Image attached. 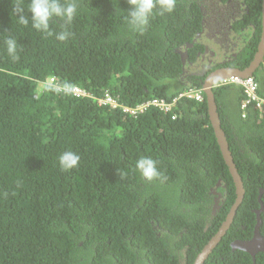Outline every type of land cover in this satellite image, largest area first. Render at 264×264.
I'll use <instances>...</instances> for the list:
<instances>
[{
  "label": "trees",
  "instance_id": "trees-1",
  "mask_svg": "<svg viewBox=\"0 0 264 264\" xmlns=\"http://www.w3.org/2000/svg\"><path fill=\"white\" fill-rule=\"evenodd\" d=\"M20 2L0 0V264H97V255L88 248L100 253L98 264H148L132 258L133 250H148L157 264H177L172 253L187 244L197 249L196 233H204L206 205L212 202L209 187L221 178L227 189L211 234L235 198L207 103L182 98L171 119L156 110L132 117L120 106L97 104L95 98L107 91L120 103L133 105L183 88L174 47L191 41L199 29L183 12L188 1L177 0L163 15L162 8L153 9L144 31L133 33L124 19L129 0H75L71 24L59 18L50 22L53 33H58L55 27L74 22L84 28L82 39L65 41L37 32L31 21L20 24L13 14ZM28 2L22 0V6L30 16ZM246 20L255 32L243 48L239 68L247 66L256 50L260 0H251ZM8 37L17 40L15 61L6 51ZM261 67L254 78L264 96ZM50 76L58 82L57 91L52 90L55 85L38 86ZM72 86L84 93L76 95ZM242 87L217 84L213 92L244 185L231 226L250 235L255 223L250 209L258 207V189L264 188V107L252 103L241 118ZM65 152L80 157L77 166H61ZM141 156L156 162L158 174L151 179L136 168ZM261 199L264 203V192ZM240 254L251 264L248 253ZM256 263L264 264L263 252Z\"/></svg>",
  "mask_w": 264,
  "mask_h": 264
},
{
  "label": "clouds",
  "instance_id": "clouds-1",
  "mask_svg": "<svg viewBox=\"0 0 264 264\" xmlns=\"http://www.w3.org/2000/svg\"><path fill=\"white\" fill-rule=\"evenodd\" d=\"M176 3H177V0H157L156 2H155V0H129L130 8L126 12L127 13L126 16L124 17V19L126 21V25H127L128 29L133 33L143 32L146 25L148 24L149 17L152 14L153 9L157 10L158 8H162L163 11L161 12V15H163L164 12H171L174 9ZM77 7L78 6H77V3L75 2V0H29V2L27 4V12L30 16H28V15L24 14L25 8L22 6V0H21L20 3H17L13 6V14H15L17 16L18 22L20 24L27 26L29 24V21H31V27L34 30H36L37 32L44 33L47 36L55 35L57 40L65 41L71 37H76V38L82 39L84 28L81 25H79L78 23L74 22L72 25L68 26L67 28L64 25L61 26L62 28H60V27L56 28L55 27L54 29H57L58 33H55V32L53 33V31L50 28V22L52 20H59L60 19V20H63L65 22V25L71 24L74 16L77 14ZM260 19H261V0H260ZM252 25L254 26L253 23H252ZM254 32H255V26H254ZM197 33L198 32L195 33V35L191 39V41L185 42L184 45H182V46L174 47V51L176 53H178V55H180V61H181V65H182V71H181L180 75L177 76V79L181 83L184 84L183 88L181 90H179L177 93H175L174 95L169 96V97L151 96V97H147L145 99H142L141 101L137 102L136 104L130 105V104H125V103H120L111 93L108 92L110 95H112L117 100V102L119 103L120 109L123 111L124 114L132 116V117H137L139 115L145 114L148 111L156 110V111L162 112L163 114L169 115L171 119H175L176 115H177L176 111L180 106V103H179L180 99L185 98V99L192 100V98H195L199 94V90L203 89V82L205 81L206 77L211 72L218 69L221 65L215 66L212 63L197 62L196 58H195V60H193L194 59L193 54L197 50H200L202 46L204 48L206 47V45H204V44L203 45H199L196 43L193 44V39L195 38ZM194 40H196V38ZM189 44H191V45H189ZM5 45H6L7 54L13 59V61L19 59V56L17 54V40L13 37H8L5 39ZM82 46H84V45H82ZM189 50L192 51L191 52L192 58L188 54ZM242 51H243V49H242ZM180 52H186L187 53V58L185 59L184 63H182V60H181L182 54ZM262 64H264V62ZM185 67L188 69V71H189L188 73H186L184 71ZM260 68L262 69V67H260ZM260 68L257 70H261ZM241 69H243V68H241ZM254 75H255V73L253 74V76H249V77H253V79L255 80ZM249 77L233 76V77H229L227 79L221 80L219 82H220V86L229 85V84L237 83V82L231 81L234 78H239L241 80H244V79L249 78ZM193 79H197L201 83L199 85H193V84H191V81ZM37 83H38V86H43L45 84L55 85V86H53L52 90H54V91L58 90V88H56V85L58 82L54 79L53 76L47 77L45 80L38 81ZM256 83H257V87H258L256 90V94H257L256 96L258 97V100H250V103H258L259 101L263 100L261 102L264 104V96L259 94V92H258L259 84L257 81H256ZM64 87H65V89H67L70 86L65 85ZM214 87H216V86L213 85L212 88H214ZM105 92H107V91H105ZM105 92H103L100 96H103ZM241 92L245 95V93L243 91V87L241 88ZM100 96H97V97H100ZM261 96H262V99L260 100ZM96 98H95V101H96ZM203 99H205V101H206V98H203ZM154 100H157L159 102H163V106L153 104L152 102ZM96 103H97V101H96ZM99 105H102V104H99ZM240 116H241V118H246L247 115L246 116L240 115ZM79 159H80V157L77 154H75L73 152H65L60 157V163H61V166L63 168L68 169V168H72V167L77 166ZM126 165H127V162H126ZM135 165H136V168L140 171V173L146 179L147 178L151 179L158 174L157 168H156V162L150 156H141V157L137 158ZM128 166H130V167L132 166L131 160L128 163ZM242 183H243V181H242ZM213 188H214V190H221L223 193V196L225 195V199H226V195H227L226 183L223 180H221V178H219L217 180V182L214 184ZM243 188H244V185H243ZM234 191H235V186H234ZM263 192H264V188L260 187L258 189V195H257L258 207H257V209L252 210V212L254 213V218H255V223H254V226L252 229V233L250 235H248V233L244 234L241 241L249 240L252 237L254 229H255V224L257 223V217L258 216L260 218V223H261L258 233L260 236L264 237V210H263L264 209V203L261 200ZM235 197H236V195H235ZM243 197H244V195H243ZM225 199H224V201H225ZM234 200H235V198H234ZM212 201H213V199H212ZM242 201H243V199H242ZM242 201H241V203H242ZM221 202H223V201H221ZM232 203L229 206V209L225 215V218L223 219V222L226 220V216L229 213V210L232 206ZM238 207H237L236 212L233 216V219L237 213ZM183 211H185V210H183ZM233 219H232V221H233ZM152 223H153V221H152ZM153 227L158 228V225L156 223H154ZM159 229H161V228H159ZM216 233H217V231H216ZM157 234H160V232H157ZM246 235H248V237H246ZM88 249L91 250L93 253H95V255H97V264H98V261L100 259V253L97 250H94L91 248H88ZM238 250H241V249L238 248ZM242 251H244V250H242ZM133 252L135 254V257H132V258L137 259V260L148 261V264H157L151 258L150 254L148 253V250H145V251L133 250ZM245 252L248 253L250 260H251V264H252L253 263V257L250 255L249 252H247V251H245ZM259 252L264 253V250H258L254 254L255 264H257L256 263V255ZM197 253H198V257H199V255H200L199 251L197 249L193 248L192 244L184 245L183 247L178 248L177 250H175L172 253L173 254V262H177V264H195V262L198 259V257L195 258V255ZM124 262L129 263L127 261V259H124ZM202 264H211V262L207 261V263L203 262Z\"/></svg>",
  "mask_w": 264,
  "mask_h": 264
},
{
  "label": "flooded vegetation",
  "instance_id": "flooded-vegetation-1",
  "mask_svg": "<svg viewBox=\"0 0 264 264\" xmlns=\"http://www.w3.org/2000/svg\"><path fill=\"white\" fill-rule=\"evenodd\" d=\"M180 1H188V5L183 12L187 18L193 19L199 27L196 31L198 32L195 36L196 40H194L195 38L193 39V44L206 45L205 48L202 46L200 50H197L193 54V60L196 58L197 62L212 63L215 66L221 65L220 67L230 66L238 68L240 65L239 60L242 57V53L240 54V52L250 43L254 35V26L246 20L250 14L251 0ZM231 45L236 46L235 51L232 50ZM184 71L186 73L189 72L186 67ZM213 186L209 187L208 191L213 201L206 205L210 210L203 223L204 233H196L198 239L194 242L200 254L205 252L206 245L223 224L222 221L219 227L213 229L214 231L211 234V221L221 210L225 199L222 191L214 190ZM253 209H257V207H253L250 210L252 211ZM247 214L248 212L245 210L242 212L243 216ZM231 225L232 222L226 228L225 233L221 236L217 245L211 251L205 253L203 262L207 263V261H211V264L217 261H220V264L248 263V258L243 257L240 254L242 251L239 252L238 250L239 242L246 232L238 231L237 228H233ZM192 226L188 225L187 228L193 230ZM240 228L244 229V226L241 225ZM227 237L233 238L228 241ZM227 246H230V251L227 250ZM197 257L198 253L195 255V258ZM235 260H238V262Z\"/></svg>",
  "mask_w": 264,
  "mask_h": 264
},
{
  "label": "water",
  "instance_id": "water-1",
  "mask_svg": "<svg viewBox=\"0 0 264 264\" xmlns=\"http://www.w3.org/2000/svg\"><path fill=\"white\" fill-rule=\"evenodd\" d=\"M180 53L182 54V58H181L182 63H184L185 59L187 58V53L186 52H180ZM263 62H264V0H261L260 34H259V40L256 46V50L253 54L252 59L243 69L230 67V66L219 67L215 71L211 72L203 82V91L206 94L205 96L207 101L208 118L213 128L216 142L219 147V151L221 153L223 161L227 166L231 179L234 183L236 197L234 202L232 203L229 213L226 216V220L223 222L222 226L218 228L217 233L210 239V241L206 245L205 252L199 255L195 264H202L205 253L211 251L214 248V246L218 243L221 236L225 233L226 228L229 226L230 222L232 221L236 209L240 205L244 195L242 178L238 173L236 164L232 156V152L229 148L226 134L221 126L220 116L217 111V105H216L214 93L212 92V86L216 81H221L233 76H240V77L253 76L255 71L261 67V64ZM260 224H261L260 218L258 216L252 237L249 240L240 241L238 245L239 249L249 252L250 255L253 257L252 264H255L254 254L258 250H264V237L260 236L258 233Z\"/></svg>",
  "mask_w": 264,
  "mask_h": 264
},
{
  "label": "built area",
  "instance_id": "built-area-1",
  "mask_svg": "<svg viewBox=\"0 0 264 264\" xmlns=\"http://www.w3.org/2000/svg\"><path fill=\"white\" fill-rule=\"evenodd\" d=\"M231 81L243 84V91L246 95L247 103H250V100H258V97L256 96L257 95L256 90L258 87H257V83L253 79V77H249V78H246L244 80H241L239 78H234ZM72 91L76 95H82L84 93L77 86H73ZM96 101L98 104H102V105L107 104L113 108L119 106V103L117 102V100L112 95H110L108 92H105L103 96L97 97ZM261 101H263V100H261ZM152 103L156 104V105L163 106V102H159L157 100H154Z\"/></svg>",
  "mask_w": 264,
  "mask_h": 264
},
{
  "label": "bare ground",
  "instance_id": "bare-ground-1",
  "mask_svg": "<svg viewBox=\"0 0 264 264\" xmlns=\"http://www.w3.org/2000/svg\"><path fill=\"white\" fill-rule=\"evenodd\" d=\"M209 1V0H208ZM224 1V0H223ZM222 1V2H223ZM243 1V0H242ZM227 4V3H226ZM188 5V4H187ZM243 6V5H242ZM239 27V26H238ZM243 33V32H242ZM251 33V32H250ZM248 35V34H247ZM242 36H244V35H242ZM246 38V37H245ZM246 42V41H245ZM217 84H220V82L219 81H216L215 83H214V86H216ZM238 84H241V83H238ZM242 86H243V84H241ZM212 92H213V88H212ZM214 93V92H213ZM206 95L205 94V92L203 91V89L202 90H199V94L195 97L197 100H203V98H204V96ZM205 98H206V96H205ZM262 99V97L260 98V100ZM206 103H207V101H206ZM250 104H252V103H247V99H246V95H245V98L243 99V101H242V103H241V106H240V109H241V115L242 116H246L247 115V109H248V107H249V105ZM253 104H255L256 105V107L257 108H263L264 107V104L261 102V101H259L258 103H253ZM216 105H217V111H218V104H217V102H216ZM218 114H219V112H218ZM220 116V115H219ZM220 122H221V119H220ZM262 200V199H261ZM232 223H233V221H232ZM216 246V245H215ZM214 246V247H215Z\"/></svg>",
  "mask_w": 264,
  "mask_h": 264
},
{
  "label": "rangeland",
  "instance_id": "rangeland-1",
  "mask_svg": "<svg viewBox=\"0 0 264 264\" xmlns=\"http://www.w3.org/2000/svg\"><path fill=\"white\" fill-rule=\"evenodd\" d=\"M235 47H236V46L231 45V48H232L233 51H235ZM241 53H242V51L240 52V54H241ZM239 56H240V55H239ZM230 126L233 128V125H232L231 123H230ZM167 190H169V191H173L171 187H168Z\"/></svg>",
  "mask_w": 264,
  "mask_h": 264
},
{
  "label": "crops",
  "instance_id": "crops-1",
  "mask_svg": "<svg viewBox=\"0 0 264 264\" xmlns=\"http://www.w3.org/2000/svg\"><path fill=\"white\" fill-rule=\"evenodd\" d=\"M241 106V105H240ZM241 110V109H240Z\"/></svg>",
  "mask_w": 264,
  "mask_h": 264
}]
</instances>
